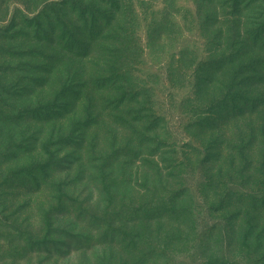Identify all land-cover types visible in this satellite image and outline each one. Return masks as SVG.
I'll list each match as a JSON object with an SVG mask.
<instances>
[{
  "label": "rangeland",
  "instance_id": "374dc122",
  "mask_svg": "<svg viewBox=\"0 0 264 264\" xmlns=\"http://www.w3.org/2000/svg\"><path fill=\"white\" fill-rule=\"evenodd\" d=\"M0 264H264V0H0Z\"/></svg>",
  "mask_w": 264,
  "mask_h": 264
}]
</instances>
